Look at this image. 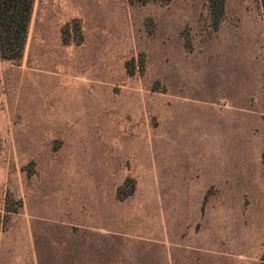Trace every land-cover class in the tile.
<instances>
[{
  "label": "rangeland",
  "instance_id": "1",
  "mask_svg": "<svg viewBox=\"0 0 264 264\" xmlns=\"http://www.w3.org/2000/svg\"><path fill=\"white\" fill-rule=\"evenodd\" d=\"M0 264H264L261 0L218 27L208 0H36L0 53Z\"/></svg>",
  "mask_w": 264,
  "mask_h": 264
},
{
  "label": "trees",
  "instance_id": "2",
  "mask_svg": "<svg viewBox=\"0 0 264 264\" xmlns=\"http://www.w3.org/2000/svg\"><path fill=\"white\" fill-rule=\"evenodd\" d=\"M131 5L168 6L173 0H127ZM214 26L225 15L226 0H208ZM36 0H0V53L3 60L19 62L24 57L28 32ZM264 16V0H261ZM107 241V240H106ZM98 242L95 243L97 247ZM109 243V242H107ZM108 245V244H107Z\"/></svg>",
  "mask_w": 264,
  "mask_h": 264
},
{
  "label": "crops",
  "instance_id": "3",
  "mask_svg": "<svg viewBox=\"0 0 264 264\" xmlns=\"http://www.w3.org/2000/svg\"><path fill=\"white\" fill-rule=\"evenodd\" d=\"M187 166H188V165H187ZM187 166H186V167H187ZM185 169H186V168H185ZM223 169H225V171H226L225 166H222V170L220 169L219 171H222V172H223V171H224ZM214 171H215V173H216V172L218 173L217 175H218L219 178H221V179L223 178L224 175H226V173H224L225 171H224L223 173H220V172H218L217 170H214ZM184 172H185V170H184ZM230 172L232 173L233 171L231 170ZM215 173H214V174H215ZM232 174H233V180H235V179H236V176H234V172H233ZM172 176H173V175L170 176L171 179H172ZM234 187H235V186H234ZM233 189H235V188H233ZM219 195H220V194H219ZM160 196H161V194H160ZM225 197H226V196H224L223 193L220 195V199L223 200V201L225 200ZM106 233H107V235H108L109 237H112L111 235H113V238L115 237V235L118 236V234H115V233L112 232V231H106ZM108 236H107V237H108ZM112 242H113V241H112ZM117 245L119 246L120 244L117 243Z\"/></svg>",
  "mask_w": 264,
  "mask_h": 264
}]
</instances>
